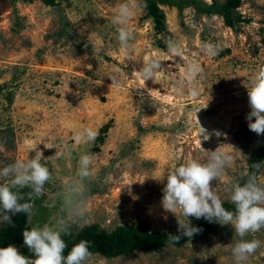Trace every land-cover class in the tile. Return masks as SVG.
Wrapping results in <instances>:
<instances>
[{
	"label": "rangeland",
	"instance_id": "1",
	"mask_svg": "<svg viewBox=\"0 0 264 264\" xmlns=\"http://www.w3.org/2000/svg\"><path fill=\"white\" fill-rule=\"evenodd\" d=\"M122 3L133 12L126 49L118 40L119 26L112 23ZM142 4L60 0L48 7L41 0H0V169L34 157L29 150L37 145L45 158L41 163L51 172L45 194L32 198L29 229L64 217L69 230L64 240L89 225L111 231L145 222L152 231L178 232L177 219L187 223L186 218L161 206L167 169L189 159L206 163L207 151L218 148L232 163L211 185L223 203H232L227 189L243 181L248 157L264 145V135L250 131L245 119L251 110L245 84L264 65V0H240L236 10L245 22L235 28L218 16L160 6L165 13L161 33ZM168 39L179 45L180 55L169 53ZM205 42L216 45L218 54L203 55ZM150 59H158L163 70L144 82L133 71ZM190 62L203 70L195 81L196 96L188 94L184 78ZM85 128L97 137L77 142ZM44 145L62 148L63 154L56 156L55 148ZM84 154L92 156V175L81 185L87 213L74 221L64 188L79 178ZM257 181L264 186V168ZM211 226L214 232L179 247L112 258L91 254L86 264H235L230 245L239 237L231 225ZM245 239L261 241L245 264H264V229Z\"/></svg>",
	"mask_w": 264,
	"mask_h": 264
},
{
	"label": "clouds",
	"instance_id": "2",
	"mask_svg": "<svg viewBox=\"0 0 264 264\" xmlns=\"http://www.w3.org/2000/svg\"><path fill=\"white\" fill-rule=\"evenodd\" d=\"M146 6L144 4V7ZM132 15L129 4L122 3L112 19V23L119 26L118 40L125 49L133 36L127 27ZM165 44L169 53L181 54V48L173 40L168 39ZM200 52L205 56L214 57L218 54V48L212 43L205 42L202 43ZM162 70L158 59H150L142 64L138 71L133 72L145 82L154 81L155 74ZM202 71L201 66L194 62L188 63L185 67L184 78H186L188 94L191 96L198 95L195 81L201 76ZM116 83L117 81L113 80V84ZM245 87L251 109L245 117L247 126L258 136L264 135V65L258 67ZM97 135L96 131L85 128L77 133L76 140L77 142L94 141ZM216 135L219 136L220 133L217 132ZM44 146L48 149L55 148L56 156L63 154L62 148ZM32 150L35 151L34 157L16 160L0 169V225H12V216L17 213L30 217L34 207L31 202L33 196L40 197L45 194L44 186L50 180L51 172L41 163L45 158L42 151L37 149V145L29 151ZM207 152L206 163L189 159L186 163L167 169V182L162 188L161 206L165 212L174 215L179 210L187 220L185 223L177 219L178 234H168V243H178L183 237L192 238L194 234L202 231L201 228L193 226L188 217L203 218L209 223L215 222L221 226L231 225L235 236L239 237L230 245L231 254L235 264H245L261 246L260 240H247L245 237L264 229V186L258 183L256 175L261 168H264V164L259 162L252 164L251 168L254 171L246 174L247 179L243 184L236 182L229 186L227 191L234 210H228L223 206L211 182L217 181L224 175L225 169L232 163V157L218 148ZM91 164V155H81L79 178L66 184L64 188L68 216L74 221H81L86 217L87 203L81 198V185L92 175ZM164 179L165 172L159 181ZM24 188L30 189V192L22 194L21 190ZM68 234V220L64 217L56 219L53 225L25 228L22 233L23 244L34 258L21 254L16 246L9 244L5 248H0V264H86L91 256L89 242L79 241L65 255L67 244L62 236Z\"/></svg>",
	"mask_w": 264,
	"mask_h": 264
},
{
	"label": "trees",
	"instance_id": "3",
	"mask_svg": "<svg viewBox=\"0 0 264 264\" xmlns=\"http://www.w3.org/2000/svg\"><path fill=\"white\" fill-rule=\"evenodd\" d=\"M58 1L60 0H41L48 7L57 5ZM144 4L147 6L144 7ZM239 5L240 0H227L222 3L216 0H212L211 3H206L202 0H143L142 7L148 17L151 18L156 31L161 33L165 30V13L160 6L176 8L179 13L186 8H190L197 15L218 16L223 20L226 27L235 28L237 25L245 22L244 18L237 13L236 9ZM258 162L261 164L264 162V145L258 146L248 157L247 173L254 171L251 165ZM258 173L259 171L256 173L257 176ZM246 179L247 176L241 184ZM21 192L22 194H27L30 192V189L24 188ZM223 206L228 210H234L232 203L224 202ZM27 219L28 217L25 214L17 213L12 216V225H5L0 228V248H5L9 244H12L18 248L21 254L29 258H34L25 246L18 247V245L23 243V230L28 228ZM190 222L193 226L202 229L200 233L194 234L192 238L199 234L205 235L212 233V231L214 232L211 223L203 218H193ZM177 234L178 232L172 233V235ZM167 235V233L161 230H150L149 225L145 222L117 226L111 231L101 230L97 225H89L82 228L74 236H67L65 238V243L67 244L65 255H67V252L71 250L73 245L81 240L89 242V251L91 254H99L107 258H112L131 254L135 251L157 253L164 247H179L192 239L183 237L178 243L169 244Z\"/></svg>",
	"mask_w": 264,
	"mask_h": 264
}]
</instances>
